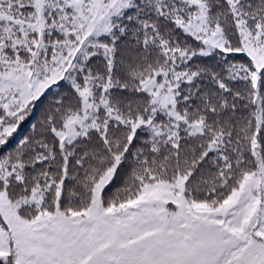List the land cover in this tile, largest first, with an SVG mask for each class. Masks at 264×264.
<instances>
[{
	"label": "snow or ice",
	"instance_id": "snow-or-ice-1",
	"mask_svg": "<svg viewBox=\"0 0 264 264\" xmlns=\"http://www.w3.org/2000/svg\"><path fill=\"white\" fill-rule=\"evenodd\" d=\"M0 264H264V0H0Z\"/></svg>",
	"mask_w": 264,
	"mask_h": 264
}]
</instances>
